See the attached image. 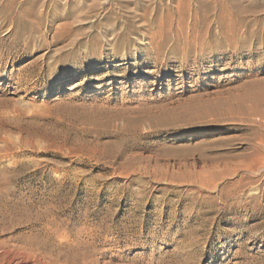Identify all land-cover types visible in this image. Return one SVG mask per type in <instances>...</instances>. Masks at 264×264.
<instances>
[{
  "label": "rangeland",
  "instance_id": "obj_1",
  "mask_svg": "<svg viewBox=\"0 0 264 264\" xmlns=\"http://www.w3.org/2000/svg\"><path fill=\"white\" fill-rule=\"evenodd\" d=\"M0 264H264V0H0Z\"/></svg>",
  "mask_w": 264,
  "mask_h": 264
},
{
  "label": "bare ground",
  "instance_id": "obj_2",
  "mask_svg": "<svg viewBox=\"0 0 264 264\" xmlns=\"http://www.w3.org/2000/svg\"><path fill=\"white\" fill-rule=\"evenodd\" d=\"M88 16V15H87ZM93 21V20H92ZM87 22V21H86ZM86 22H84L85 24H86ZM78 25V24H77ZM81 32H83L82 30H81ZM86 32V31H85ZM84 33V32H83ZM77 40V39H76ZM75 42V41H74ZM128 42V41H127ZM73 43V42H72ZM124 43V42H123ZM71 45V44H70ZM92 45V44H91ZM120 45V44H119ZM77 50V49H76ZM73 61V60H72Z\"/></svg>",
  "mask_w": 264,
  "mask_h": 264
}]
</instances>
